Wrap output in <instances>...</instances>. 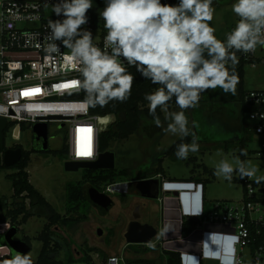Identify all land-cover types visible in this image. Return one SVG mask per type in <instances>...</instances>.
I'll return each instance as SVG.
<instances>
[{
  "label": "clouds",
  "instance_id": "clouds-1",
  "mask_svg": "<svg viewBox=\"0 0 264 264\" xmlns=\"http://www.w3.org/2000/svg\"><path fill=\"white\" fill-rule=\"evenodd\" d=\"M213 3L103 0L104 8L98 11L107 31L102 50L93 43V33L83 27L89 22L87 13L94 6L93 0H56L51 10L59 19L48 21L44 51L57 54L61 45L69 50L65 59L82 77L77 83L85 93L81 104L84 110L103 108L113 101L126 102L134 80L128 68H135L144 80L159 85L144 97L153 122L161 126L159 108L170 121L165 131L183 139L190 135L185 110L198 107L202 93L209 89L220 88L235 96L240 83L236 53H255L258 46L264 48V0H235L231 11L238 20L224 41L217 39L216 29L210 24L216 11ZM173 98L180 111H169ZM97 120L104 126L101 130H106L114 117L108 114ZM192 125L195 127L196 122ZM198 139L193 135L190 144L180 143L175 152L177 159L186 160L190 152H198ZM241 155H247L246 151L241 150ZM234 171L241 179L264 182V176L257 175L258 166L251 161L237 160L236 168L221 161L214 174L230 181ZM169 230L170 225H165L162 234ZM8 264L32 261L18 253Z\"/></svg>",
  "mask_w": 264,
  "mask_h": 264
},
{
  "label": "rangeland",
  "instance_id": "rangeland-1",
  "mask_svg": "<svg viewBox=\"0 0 264 264\" xmlns=\"http://www.w3.org/2000/svg\"><path fill=\"white\" fill-rule=\"evenodd\" d=\"M94 1L103 4V0ZM234 2L235 0H214L213 7L216 11L210 24L216 29L215 35L219 40H226L227 34L235 27L238 20V17L231 11V5ZM89 15L93 20L100 19L98 14L95 15L91 12ZM93 37H97V34ZM65 51L69 52L67 48H65ZM238 87L239 85H237V89ZM240 87L243 91L264 90V65L258 64L254 68L244 65ZM235 96L230 93L225 94L220 88L209 89L202 93L198 107L185 110L189 120L190 135L183 139L178 135L165 131L158 137L156 142H153L152 135L150 136L149 133L153 128L150 125L149 127L144 126L138 135L134 134L125 141L115 143L111 149V152L115 155V171L118 172L126 168L131 169L134 178L151 176L157 166L154 160L164 156L173 146H176L177 150L180 143L190 144L193 135H195L199 138L198 152H190L186 160L177 159L176 150L171 155L163 158L161 167L166 173L164 182L167 185L173 182H184L191 179L192 174H196L198 180L204 181L202 184L205 185L206 209L208 204L212 206L216 202L235 203L240 200L243 197L244 190L240 177H238L239 173L234 171L232 179L230 181L225 180L223 177H217L214 174L217 165L221 161H227L236 168L237 160L251 161L253 165L259 168L257 175L264 176V161L256 157L255 151L260 146V140L251 133V123L247 120L245 113L242 112L240 101H232ZM177 111H180L178 107ZM193 121L196 122L195 127L192 125ZM169 122L167 120V125ZM236 123H241L243 126L240 138L237 137L236 132L230 130L231 126ZM35 129H37V125L30 130L34 131ZM30 136L28 130H19L16 126L10 127L4 132V146L9 149L19 145L23 151L31 152L25 170L28 174V181L53 207L54 211L61 216L65 212V185L68 182L84 180V170L75 173L66 172L64 170V160L40 152V150L46 148L59 151L62 148L63 132H55L49 127L47 145L30 143ZM241 138L243 139L241 140ZM241 150L247 153L245 159H243L244 155H240ZM76 154V158L86 157L79 150L76 151ZM87 154H89V151L86 152ZM203 167H206L210 173H205ZM12 173H15V171L0 169V198L5 197L8 199V207H12L10 205L12 188L11 182L6 179V176ZM118 179L122 180L121 177ZM159 179H147L153 180L151 184L147 183L145 185L148 187L149 193L151 191V194L155 193V188L158 186L156 181L159 183ZM127 182L128 193L126 195L108 194L114 204L106 213L101 212L99 214L96 209L90 207L85 213L86 220L75 223L69 229H63L60 226L59 236L70 242L72 250H79L80 247L84 248L88 245L104 255L105 259L103 261L97 255V252L91 253V259L95 264H114L112 260L120 257L123 261L118 264H124V261L129 258L123 253L141 254L142 250L145 249L143 246H125L122 253L120 252V247H123L121 246L123 243L122 234L126 222L130 219L134 205L138 203L133 200V198L138 197L135 196L136 184L132 181ZM104 187L106 186L102 185L99 192L103 193ZM118 188L120 187L118 186L115 189ZM147 204L152 210L159 212L154 200L147 201ZM19 220L20 218H18V222ZM43 224L44 219L30 217L25 224L19 227L20 231L18 233L13 228L14 235L17 234L16 237L22 238L25 235L29 238L30 246L28 247L30 251L27 256L30 257L32 262L36 261L41 247L36 238ZM5 227L0 224V232ZM97 229L101 230V235L96 234ZM2 250L4 248H0V253ZM158 264H162V262L160 261Z\"/></svg>",
  "mask_w": 264,
  "mask_h": 264
},
{
  "label": "built area",
  "instance_id": "built-area-1",
  "mask_svg": "<svg viewBox=\"0 0 264 264\" xmlns=\"http://www.w3.org/2000/svg\"><path fill=\"white\" fill-rule=\"evenodd\" d=\"M55 2L0 0V118L7 123L3 135L16 126L30 131L31 143L34 135L30 129L44 124L47 136L49 127L63 132L62 148L67 151L64 161H94L99 154L98 136L104 126L98 123L99 116L81 107L84 100L80 98L77 81L82 77L65 59L69 52L62 45L57 54L48 55L44 51L48 44V21L59 19L51 10ZM162 3L174 4L173 0ZM89 14V22L83 27L97 34L93 43L104 50L107 31L101 24L103 20H93ZM240 57L252 68L264 65V48L258 46L255 53L241 52ZM74 94L78 98H68ZM240 103L251 123V133L260 140L256 157L264 161V119H260L264 115V90L244 91ZM78 148L83 156H88L89 151L90 157L76 158ZM239 179L243 197L235 203H213L209 212L201 209L196 217L198 225H222L233 230L230 257L234 264H264V182ZM121 184H109L103 193L118 194L115 188ZM112 261L118 264L123 259Z\"/></svg>",
  "mask_w": 264,
  "mask_h": 264
},
{
  "label": "trees",
  "instance_id": "trees-1",
  "mask_svg": "<svg viewBox=\"0 0 264 264\" xmlns=\"http://www.w3.org/2000/svg\"><path fill=\"white\" fill-rule=\"evenodd\" d=\"M176 0H173L174 4ZM104 27V22H101ZM241 52H237L236 56L240 55ZM239 63L236 65V71L239 75L240 83L237 89V94L235 99L232 101L239 102L241 100L243 90L240 87L243 79V66L245 62L240 57L238 58ZM128 71L134 76L133 87L131 91V96L126 102L113 101L110 102L103 108L97 106L96 108H89L90 114L93 116H105L111 114L114 117L113 123H111L108 128L102 131L98 136V152L104 153L106 151H111L115 143L125 141L129 139L134 134H139L144 126H150L153 128L150 130V136L157 134V138L160 137L167 127V120L165 119V112H162L159 108L157 109V116L161 120V126L157 127L153 122V117L149 114L148 103L144 99L145 95L155 91L159 85H153L151 81L144 80L139 73L136 72L135 68H128ZM82 79V78H81ZM80 98L85 99V93L81 89ZM242 112H244V107L240 105ZM169 111H177V106L175 104V98L169 102ZM154 131V133H153ZM16 147H20L19 145ZM21 148V147H20ZM176 150V146L170 148L164 156L157 160V166L153 170L154 176H159L163 178V170L161 167L162 160L164 157L169 156ZM44 154H51L52 156L58 157L61 160L67 159V151L64 148L57 150H47L42 151ZM31 152L23 151V156L20 161L11 168H5L0 166V169L3 170H14L15 173L9 174L6 176V179L11 182L12 195L10 197V205L8 207V199L5 197L0 198V224L9 222L11 225L14 224L18 218L20 222L17 223V226L25 224L30 217H45L50 220V223L46 225L42 231H40L36 240L43 242V248L41 254L39 255L37 261L32 264H72L75 261L71 255H68L64 261L52 259L49 256L51 252L50 244L53 241L52 237L54 232L52 227L57 224L68 226L71 224L78 223L82 220H86L85 213L90 208V205L86 199L85 190L86 186L94 187L100 191L102 185H109L114 183H125L127 181L136 180L131 169L123 168L118 172L113 170H84L83 178L84 180L79 182H68L64 188V201H65V210L66 215L69 217H61L57 214L51 207V205L46 201V199L34 189L28 181V174L26 173V168ZM241 155V152H240ZM243 156V155H241ZM244 159V156H243ZM204 172H209L204 168ZM193 173V171H192ZM210 173V172H209ZM122 178L118 179V178ZM191 178L190 180H192ZM236 180V179H235ZM196 182V181H195ZM200 182H204L201 181ZM204 184V183H203ZM244 189V188H243ZM14 200V201H13ZM28 200L31 208L25 209L24 201ZM198 225V220L196 217L184 218L181 223L180 235L182 238H186L191 234V232ZM51 228V229H50ZM29 243V240L26 239ZM55 248H58L60 245L54 244ZM132 247V245H128ZM53 251V250H52ZM146 249H143L142 252H145ZM97 252L94 248H88L86 253ZM99 257L104 261L105 257L101 252H97ZM162 264H182L181 256L178 253L174 252H164L162 256ZM5 264H8V259L3 258ZM87 264H92L90 257L87 256L84 260ZM124 264H158L157 261L148 260V259H126ZM203 264V263H199Z\"/></svg>",
  "mask_w": 264,
  "mask_h": 264
},
{
  "label": "crops",
  "instance_id": "crops-1",
  "mask_svg": "<svg viewBox=\"0 0 264 264\" xmlns=\"http://www.w3.org/2000/svg\"><path fill=\"white\" fill-rule=\"evenodd\" d=\"M230 130L236 132L237 137L239 136L238 138H240L243 132V126L241 123H236L231 126ZM156 135L157 134H154L152 136L153 142L158 140ZM242 139L243 138H241V140ZM161 157L154 160L156 164L157 160ZM163 173V178L160 179L158 176H154V174L146 178H135L136 180L159 179V192L156 191L155 188V192H158V195L157 199L154 200L159 212L157 213L151 209V212L146 216L144 215L145 210H143L141 215L144 220H140L141 223H148L155 226L158 230V234L151 245L143 246L146 249L145 252L141 254L123 253V255H127L128 258L132 260L148 259L160 262L162 261L164 252H174L180 254L182 264H234L230 257L232 245L231 236L233 232L231 228L222 225H197L186 238H182L180 235L181 223L184 218L197 217L201 209L205 212H209L212 209V206L209 204L206 209L205 185L196 178V174H192V180L173 182L167 185L164 182V178L166 177L164 170ZM238 177H240L239 174ZM151 192H147V194H151ZM174 193H176V195H174ZM137 198L138 197L134 199L136 202L148 206V199L142 197L139 199ZM165 225H170V230L162 234ZM121 246H123L120 247V252L122 253L124 247L128 245L123 240ZM135 246L142 245H132V247Z\"/></svg>",
  "mask_w": 264,
  "mask_h": 264
},
{
  "label": "water",
  "instance_id": "water-1",
  "mask_svg": "<svg viewBox=\"0 0 264 264\" xmlns=\"http://www.w3.org/2000/svg\"><path fill=\"white\" fill-rule=\"evenodd\" d=\"M94 1V0H93ZM68 98H78L77 94L69 95ZM7 123L4 119L0 118V151L4 148V135ZM34 140L33 142L39 145H47V127L46 125H37V129L33 131ZM48 148L40 150L47 151ZM21 149H6L3 153L2 166L5 168H11L16 165L21 159ZM115 168V155L111 151H106L104 153H99L97 159L94 161H65L64 170L66 172H78L79 170H113ZM153 180H133L132 182L136 184L135 196L142 197L148 200H156L157 192L154 194H147L148 187L145 185L151 184ZM157 182L156 191H158L159 183ZM118 187V186H117ZM120 188L116 189L117 193L120 195H126L128 193V182L122 183ZM86 199L91 208L96 209L100 214L101 212H107L112 206V198L105 194L99 192L96 188L87 186L84 188ZM176 195V193H174ZM14 230L13 228L9 230L6 234L0 235V248L7 247L10 251L12 258H14L18 253L21 255H27L30 251L28 245L22 241H14ZM158 230L155 226L148 223H141L139 213L133 214V220L130 221L123 235L124 241L127 245H151L153 240L157 237ZM97 235H101V230H97ZM0 264H3L0 262ZM82 264V263H75Z\"/></svg>",
  "mask_w": 264,
  "mask_h": 264
},
{
  "label": "flooded vegetation",
  "instance_id": "flooded-vegetation-1",
  "mask_svg": "<svg viewBox=\"0 0 264 264\" xmlns=\"http://www.w3.org/2000/svg\"><path fill=\"white\" fill-rule=\"evenodd\" d=\"M93 3H94V6H93V8L91 9V10H89V13H93V14H95V15H97L98 14V11L99 10H102L103 8H104V4H102V3H98V2H95V1H93ZM91 11V12H90ZM17 148H20V147H13V148H11V149H17ZM21 149V153H22V155H21V158H22V156H23V149L22 148H20ZM6 150V148H5V146H4V148H3V150L2 151H0V166L2 165V158H3V153H4V151ZM78 151V150H77ZM150 178V177H149ZM137 199H139V198H137ZM133 200H134V198H133ZM133 200H131L132 202H133ZM149 201V200H148ZM24 205H25V209L27 210V209H30L31 208V206H30V204H29V202H28V200H25L24 201ZM52 207V206H51ZM52 209H53V207H52ZM54 210V209H53ZM143 210H145V214L144 215H146L147 216V214L149 213V212H151V208L150 207H148V206H146L145 204L144 205H141V204H139V203H137V204H135L134 205V207H133V209H132V212H131V216H130V219L126 222V225H125V228H126V226H127V224L130 222V221H132L133 220V214H135V213H140L139 215H140V220L142 221V220H144V218L142 217V215H141V212H143ZM57 213V212H56ZM98 213V212H97ZM58 214V213H57ZM63 216H66V217H69V215H66V210H65V212H64V214L63 215H61V217H63ZM21 219V218H20ZM42 219H44V224H43V227H42V229H41V231L43 230V228L46 226V225H48L49 223H50V220H48L47 218H45V217H42ZM10 222V221H9ZM9 222H6V223H3L2 224V226H6L5 227V229L2 231V232H0V235H4V234H6L9 230H11L12 228H15L16 229V233H18L19 231H20V226H17V223H19L20 222V220H19V222H18V219L15 221V223L14 224H16L15 226L14 225H11ZM72 225H74V224H71V225H68V226H63V225H59V224H57V225H53V226H50V227H52V231L54 232V236L52 237V242H51V244H50V247H51V252L49 253V256L52 258V259H55V260H61V261H64L66 258H67V256L68 255H71L72 256V258H73V260L75 261L74 263H72V264H75V263H82V264H87V263H85L84 262V260H85V258H86V254H87V256L88 257H90V259H91V252L90 253H86V250L88 249V248H93V247H90V246H86V247H84V248H82V247H80V249L78 250H72L71 249V245H70V242L68 241V240H66V239H64V238H62L61 236H59V232H60V226H61V228H63V229H69ZM125 228H124V232H125ZM51 229V228H50ZM97 230H99V229H97ZM97 230H96V234H97ZM16 235L17 234H15L14 236H13V240L14 241H22V242H25L28 246H30V241H29V243L26 241V239H28L29 240V238L27 237V236H25V235H23V237L22 238H18V237H16ZM123 235H124V233L122 234V238H123ZM122 240H124V238L122 239ZM39 242V241H38ZM59 244L60 246L58 247V248H55V246H54V244ZM40 244H41V247H40V250H39V253H38V256H37V258H36V261H37V259H38V257H39V255L41 254V251H42V248H43V242H40ZM1 248H4V250H2V252L0 253V262H2L3 264H5L3 261H1L4 257L5 258H7L8 259V261H10L11 259H12V256H11V254H10V251H9V249L7 248V247H1ZM53 250V251H52ZM92 253H94V252H92ZM98 256H99V254H97ZM35 261V262H36ZM35 262H33V263H35ZM91 262H92V264H95L93 261H92V259H91Z\"/></svg>",
  "mask_w": 264,
  "mask_h": 264
},
{
  "label": "bare ground",
  "instance_id": "bare-ground-1",
  "mask_svg": "<svg viewBox=\"0 0 264 264\" xmlns=\"http://www.w3.org/2000/svg\"><path fill=\"white\" fill-rule=\"evenodd\" d=\"M78 150H79V151H81V149H79V148H78ZM81 152H82V151H81ZM89 154H90V152H89ZM89 154H87L88 156H86V157H88V158H89V157H90V155H89ZM76 157H77V156H76Z\"/></svg>",
  "mask_w": 264,
  "mask_h": 264
},
{
  "label": "snow or ice",
  "instance_id": "snow-or-ice-1",
  "mask_svg": "<svg viewBox=\"0 0 264 264\" xmlns=\"http://www.w3.org/2000/svg\"><path fill=\"white\" fill-rule=\"evenodd\" d=\"M65 87H68V85H65Z\"/></svg>",
  "mask_w": 264,
  "mask_h": 264
}]
</instances>
